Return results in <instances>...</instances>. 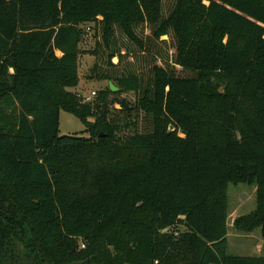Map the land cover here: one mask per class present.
Here are the masks:
<instances>
[{"label": "trees", "instance_id": "16d2710c", "mask_svg": "<svg viewBox=\"0 0 264 264\" xmlns=\"http://www.w3.org/2000/svg\"><path fill=\"white\" fill-rule=\"evenodd\" d=\"M229 183L264 239V0H0V264H264L227 253Z\"/></svg>", "mask_w": 264, "mask_h": 264}, {"label": "rangeland", "instance_id": "374dc122", "mask_svg": "<svg viewBox=\"0 0 264 264\" xmlns=\"http://www.w3.org/2000/svg\"><path fill=\"white\" fill-rule=\"evenodd\" d=\"M82 27L84 35L80 42V49L88 53L80 54L78 59L79 83L75 88H69L68 90L76 92L82 97L89 96L91 92H95L93 96L95 97L99 91L107 88L108 82L95 79L91 72L95 61L94 55L90 53L95 44L94 31L92 25ZM223 90L224 86H220L219 91L223 92ZM122 97L129 101H133L134 99L132 93H124ZM113 108L116 110L119 107L114 106ZM59 132L60 135H87L81 122L72 114L64 111H60L59 113ZM227 196V253L238 256H264V239L260 228L251 233H240L233 229V222L236 217L250 213L255 209V187L243 183L237 185L229 183L227 186ZM79 246L82 248L81 242H79Z\"/></svg>", "mask_w": 264, "mask_h": 264}, {"label": "built area", "instance_id": "2783aa9c", "mask_svg": "<svg viewBox=\"0 0 264 264\" xmlns=\"http://www.w3.org/2000/svg\"><path fill=\"white\" fill-rule=\"evenodd\" d=\"M94 95H95V92H91L89 96H83V101L89 102Z\"/></svg>", "mask_w": 264, "mask_h": 264}, {"label": "water", "instance_id": "95a60500", "mask_svg": "<svg viewBox=\"0 0 264 264\" xmlns=\"http://www.w3.org/2000/svg\"><path fill=\"white\" fill-rule=\"evenodd\" d=\"M108 85H109V88L111 91H113V92L117 91V87H115L112 82H109ZM172 129L173 128L170 126V130H172Z\"/></svg>", "mask_w": 264, "mask_h": 264}, {"label": "crops", "instance_id": "0c3cea01", "mask_svg": "<svg viewBox=\"0 0 264 264\" xmlns=\"http://www.w3.org/2000/svg\"><path fill=\"white\" fill-rule=\"evenodd\" d=\"M263 256V255H262Z\"/></svg>", "mask_w": 264, "mask_h": 264}]
</instances>
